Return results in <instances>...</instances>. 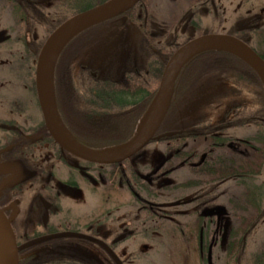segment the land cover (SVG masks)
I'll use <instances>...</instances> for the list:
<instances>
[{"label": "flooded vegetation", "instance_id": "obj_1", "mask_svg": "<svg viewBox=\"0 0 264 264\" xmlns=\"http://www.w3.org/2000/svg\"><path fill=\"white\" fill-rule=\"evenodd\" d=\"M12 2L0 0V17L4 8L5 11L12 8ZM178 2L184 4L179 3L180 12L195 21L196 25L190 29L213 31L217 26L228 33L233 27L235 32L251 29L258 52L254 51L264 52L256 44L264 46V0ZM144 5L150 8L146 0ZM129 20V12L118 15L110 22H103L95 37L86 35L81 39L91 42L95 38L99 45L105 36L121 38L120 45L128 49L127 63L131 55L132 59L138 57V50L135 54L129 49L137 46L139 28ZM243 21H248L250 26L239 27ZM153 22L151 19L147 24L146 17L144 25H149L151 30ZM1 26L0 208L14 229L19 264H104V260L117 264L102 246L87 238L66 236L29 246L36 240L59 234L102 241L122 264H156L151 253L155 249H169V243L179 244L175 248L181 250L183 264H188L191 256L202 264H264V206L259 205L264 203V143L258 137L247 138L258 133L257 128L228 130L224 133L227 140L204 137L187 143L178 140L185 145L182 155L171 153L169 146L173 142L164 141L155 147L147 146L148 143L138 153L153 149L163 153L159 157L161 170L154 175L147 171L148 161L140 160L143 154L137 153L116 164L84 160L52 141L41 126L45 119L36 80L39 59L31 55L25 67L24 53L21 55L6 44L7 32ZM91 47L78 57L76 65L93 68L94 62L87 59ZM33 60L35 65H30ZM93 72L101 76L113 73L102 74L95 69ZM248 154L258 162L249 166ZM145 156L156 157H142ZM23 169L28 175L18 179L17 174ZM55 169L64 176L58 177ZM249 177L258 188L249 189ZM83 189L89 194L84 196L99 204L85 213H77L70 195L76 196ZM115 191L128 193L132 202L114 204L111 200ZM11 194L16 197L9 198ZM29 194H33L31 199ZM68 198L70 203L65 206ZM252 198L259 202L257 207L250 201ZM36 227L39 229L32 235ZM78 244L97 246L101 251L100 261L75 251L72 245ZM165 253L171 256L170 251Z\"/></svg>", "mask_w": 264, "mask_h": 264}, {"label": "trees", "instance_id": "obj_2", "mask_svg": "<svg viewBox=\"0 0 264 264\" xmlns=\"http://www.w3.org/2000/svg\"><path fill=\"white\" fill-rule=\"evenodd\" d=\"M109 1L111 0H13L12 8L6 11L4 8L1 14L2 20L7 19L9 23L3 25L0 20L1 27L7 32L6 44L11 46L12 43L22 42L25 55L22 63L26 67L25 61L31 55L40 58L47 41L64 23ZM144 3L145 0H140L137 5L126 11L130 15L129 23L134 22L139 28L138 57L134 56L132 59L131 55L120 73L101 76L93 72L89 65H76L78 57L84 55L87 48L96 45L95 38L91 42L81 38L86 35L95 37L103 22L73 36L56 60L53 88L57 116L64 130L77 143L88 149L108 151L131 141L138 134L141 120L146 117L156 100L167 63L178 50L196 37L213 34L212 30L200 28L196 29L197 34L194 35H180L174 40H166L165 36L159 39L150 30L149 25L147 26L154 18L150 8ZM146 17L147 24L144 25ZM109 20L112 21L113 18ZM109 20L107 21L110 22ZM195 25L192 17L188 29ZM227 35L244 41L257 51L252 42L255 34L251 29L235 32L233 27ZM27 37H30L31 42ZM35 45L38 46L32 51L31 48ZM34 52L36 55H33ZM258 54L264 58V52ZM222 85L226 86L222 96L238 98L240 103L226 110L221 120H216L210 115L211 110L215 108L212 103L199 106L196 116L184 115L196 103H201L200 100L206 94H214L215 98L216 91ZM41 126L55 142L44 121ZM244 127L257 128L259 132L250 134L247 138L251 140L252 137H258L264 143L262 79L259 73L237 54L224 49H208L194 55L177 73L170 109L158 134L155 135V138H160H154L147 146H161L164 141H170L173 142L169 146L171 153L182 155L184 143L203 137L227 140L224 136L226 131ZM170 133L174 135L164 136ZM148 160L145 163L149 168L147 171L152 175L158 174L162 159L158 155L155 159ZM254 181L250 177L247 179L249 189L258 188ZM8 197L14 198L16 194ZM250 201L255 207L259 204L253 198ZM259 205L264 206V203Z\"/></svg>", "mask_w": 264, "mask_h": 264}, {"label": "water", "instance_id": "obj_3", "mask_svg": "<svg viewBox=\"0 0 264 264\" xmlns=\"http://www.w3.org/2000/svg\"><path fill=\"white\" fill-rule=\"evenodd\" d=\"M140 0H111L98 7L85 11L59 27L45 44L37 66L36 80L38 97L45 119V123L55 141L68 152L90 162L116 164L125 161L141 151L155 138L170 109L176 75L181 67L194 55L208 49H224L231 51L247 61L260 75L264 85V59L243 41L231 36H203L190 41L178 50L167 63L162 76L158 95L151 111L157 107L153 118L145 125L142 131L127 144L110 151H95L85 148L75 142L64 130L56 113L53 72L56 60L65 44L77 33L96 24L114 18L133 8ZM52 62L50 87L47 88V72ZM167 134L164 136H171ZM157 137L155 139H158ZM80 237L93 240L102 246L117 264H122L111 248L102 241L83 235L59 234L36 240L29 246L61 237ZM0 264H19V249L12 224L6 213L0 208Z\"/></svg>", "mask_w": 264, "mask_h": 264}, {"label": "rangeland", "instance_id": "obj_4", "mask_svg": "<svg viewBox=\"0 0 264 264\" xmlns=\"http://www.w3.org/2000/svg\"><path fill=\"white\" fill-rule=\"evenodd\" d=\"M149 3L151 13L153 14L154 22L151 23V31L159 38L160 36H165L166 40H174L176 37L180 35H185V34H191L194 35L196 32L193 29H188V22L189 19L186 15L182 14L180 12V9L182 8L179 6L178 0H146ZM182 4V3H180ZM184 6V4H182ZM9 21L7 19L2 20L3 25H7ZM1 24V25H2ZM248 24V25H247ZM244 25L250 26V23L248 21H243L239 27H242ZM162 26L165 27L162 28ZM213 35L216 36H225L227 35V30L218 28L217 26L213 29L212 31ZM39 39V38H37ZM262 39V37H261ZM15 42V41H13ZM121 38L118 39H110V37L105 36L104 39L100 42L99 45L94 46L87 54V59L91 60L94 62L93 64V69L98 70L102 74H107L109 72L113 73H118L120 69H123L126 64V58L128 54V49H126L122 44L120 45ZM257 49L260 52L264 51V46L259 45L257 43ZM11 47L15 50V52H19L21 55L24 52V45L22 42H15L14 44L12 43ZM130 53L134 52L137 54V46L135 44L130 47ZM7 58H11L10 56H7ZM16 60V59H13ZM88 61V60H87ZM36 60L30 61V65H35ZM15 64V63H13ZM226 86L222 85L217 91H216V96L215 98L213 97L214 94H206L203 96L200 100L201 103H196L194 107H191L190 109L187 110L185 114L193 116L197 115L200 107L203 105H207V103H212L214 104V109L211 110L210 115L215 117L216 120L220 119L221 116L224 115L226 110H229L230 108L238 105L240 103V99L238 98H232V97H223L222 96V91L225 89ZM13 91V89H11ZM16 92V90H15ZM208 97V98H207ZM247 98L250 101V97L247 96ZM246 101H248L246 99ZM250 103V102H249ZM194 111V112H193ZM151 110L147 114V116L141 121L139 125V130L142 131V129L145 127L146 122H147V117L150 114ZM235 134H238V136L244 135L243 132H235ZM143 154V153H142ZM161 151L153 149L150 152H145L143 155H151V156H158L162 157ZM253 154V153H250ZM250 154H248L250 162L248 165H253L256 164L258 161L256 158L250 157ZM141 155V154H140ZM141 155L140 160L144 161H149L148 157L145 156L143 158ZM138 158V159H139ZM155 159V158H154ZM55 173H57L58 177H63L64 174L60 173L58 170L55 169ZM28 175L26 170H22V172H19L17 174V178H22ZM83 185V184H82ZM83 192V193H82ZM82 192H79L78 195L73 196L70 195V200L73 204V207L77 213H85L87 212L90 208H94L96 205L99 204V201H96L94 199H90L89 197H86L84 195H89L87 194V190L83 189ZM233 193V192H232ZM33 194H29V199ZM105 201V199H104ZM114 202V204H122V203H131L132 199H130V195L128 193L122 192V191H115L113 195V199L111 202ZM69 198L65 202V206L69 204ZM105 207L108 206V202L106 201ZM39 228L36 227L34 229V232L32 235L35 234V231H37ZM128 245V244H126ZM171 247L169 249H164L163 251L161 249H155L150 256H154V260L156 259V264H183L182 260V255L180 254L181 250L178 248H175L176 246H179V244H173L169 243ZM93 248H91V247ZM89 246L85 245H72V248L75 251H78L88 257L94 258V259H99L101 258L100 252L97 246L89 244ZM178 249V250H177ZM147 250V249H146ZM166 251L171 252V256L169 254H166ZM105 255V254H104ZM105 258L107 256L105 255ZM104 264H110L107 260H104ZM200 261V259H199ZM140 264H145L144 262ZM188 264H202L201 261L198 263V258L191 256L189 259Z\"/></svg>", "mask_w": 264, "mask_h": 264}, {"label": "bare ground", "instance_id": "obj_5", "mask_svg": "<svg viewBox=\"0 0 264 264\" xmlns=\"http://www.w3.org/2000/svg\"><path fill=\"white\" fill-rule=\"evenodd\" d=\"M51 72H52V62L49 65L48 72H47V88L48 89L50 87V76H51ZM156 109H157V107H155L153 109V111H151V113L148 115L146 124L153 118V116H154V114L156 112Z\"/></svg>", "mask_w": 264, "mask_h": 264}]
</instances>
